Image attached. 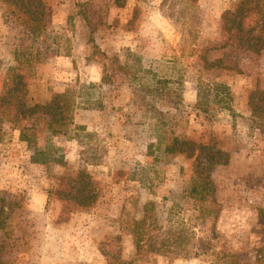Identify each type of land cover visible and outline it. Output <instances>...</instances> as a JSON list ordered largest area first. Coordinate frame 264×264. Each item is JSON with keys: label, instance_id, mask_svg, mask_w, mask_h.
Here are the masks:
<instances>
[{"label": "rangeland", "instance_id": "obj_1", "mask_svg": "<svg viewBox=\"0 0 264 264\" xmlns=\"http://www.w3.org/2000/svg\"><path fill=\"white\" fill-rule=\"evenodd\" d=\"M42 1L45 20L31 34L0 0V262L232 264L229 253L246 249L250 264H264L255 257L264 118L250 106L264 89V48H242L222 19L240 0ZM16 72L32 104L71 90L66 134L51 137L36 117L7 119L1 99ZM221 83L230 95L217 104ZM169 134L230 152L210 175L216 192L192 196L195 159L162 154ZM81 170L92 175L94 204L71 195Z\"/></svg>", "mask_w": 264, "mask_h": 264}, {"label": "trees", "instance_id": "obj_2", "mask_svg": "<svg viewBox=\"0 0 264 264\" xmlns=\"http://www.w3.org/2000/svg\"><path fill=\"white\" fill-rule=\"evenodd\" d=\"M17 8L14 11L18 19L23 24L27 25L31 34L40 31L41 25L45 20L46 7L42 0H5ZM264 12V0H240L233 8L227 9L223 16V28L227 32H240V46L244 49L259 51L264 48V19L256 21L255 24L247 29L244 27L246 18L250 15H261ZM262 21V22H261ZM94 40V39H93ZM106 55V52H104ZM208 66H214L215 63L208 62ZM122 70V65L118 66ZM116 73V72H115ZM25 75L21 72L13 74L15 81L14 86L10 87L1 100L8 110L5 112L8 120L19 122L23 117H36L35 121H41L45 124V129L51 137L61 136L66 134L69 124L73 121V112L75 107L73 105V94L71 90L53 94V96L46 101H38L34 104L28 102L27 90L22 92L21 84L24 83ZM215 103L223 102L224 97L222 93L230 95V89L227 84H216L214 87ZM13 99V100H10ZM253 115L261 119L264 118V89H256L252 91V98L250 102ZM90 107L89 105L87 108ZM196 108L204 107L201 100L195 103ZM222 109L226 106H220ZM89 109V108H88ZM206 111V110H205ZM36 115V116H32ZM24 131V130H23ZM22 137H25L22 132ZM158 149L162 150L165 155H179L186 154L189 158L195 159L194 178H192L190 192L192 196L199 193L198 188L203 190H211L216 192V187L213 185L210 178L212 171L218 165H225L230 160V152L218 147L213 142L197 141L192 138L182 137L177 134L164 135L160 138ZM46 158L48 160L51 156L46 150ZM39 158H36V160ZM92 175L86 170H81L78 178L74 181L71 188V195L74 199L82 205H91L96 201V192L92 187ZM206 194H201L200 200L207 201ZM209 211L214 209L209 207ZM218 210V208L216 209ZM217 212V211H216ZM218 215L215 214V216ZM260 216L264 221V208L260 209ZM140 243L136 242V254L139 258L143 255L140 250ZM263 257L262 259L260 257ZM228 257L232 264H250V252L246 249H234L230 252ZM256 260L263 261L264 259V243L256 251ZM0 264H12V261L0 262Z\"/></svg>", "mask_w": 264, "mask_h": 264}]
</instances>
